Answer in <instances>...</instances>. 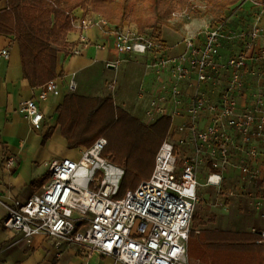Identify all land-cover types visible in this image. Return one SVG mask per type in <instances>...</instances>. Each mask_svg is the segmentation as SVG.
<instances>
[{
    "label": "built area",
    "instance_id": "obj_1",
    "mask_svg": "<svg viewBox=\"0 0 264 264\" xmlns=\"http://www.w3.org/2000/svg\"><path fill=\"white\" fill-rule=\"evenodd\" d=\"M194 1L171 16L190 19L191 12L201 7ZM224 23H204L183 38V51L169 55L151 33L132 25H112L101 16L82 18L81 31L100 26L114 38L119 53L145 56L159 83L145 111L148 120L168 116L179 121L159 146L151 175L122 196H116L117 182L107 174L112 167L102 155L107 140L101 136L81 149L78 159L64 157L50 163L49 179L38 193L5 204L3 226L28 240L35 235L52 238L57 256L65 245L81 249L87 258L97 253L123 264H189L187 243L199 174L204 173L205 186L219 190L229 171L253 184L264 171L258 144L264 145V95H254L253 103L243 109L237 104L245 86L248 53L264 35L263 29L256 17L246 30L225 31ZM80 40L86 43L83 35ZM226 40L240 41L242 48L219 61ZM259 51L263 56L264 48ZM258 52L250 56L252 61H260ZM8 54L7 48L0 49V57ZM224 72L227 79L214 94ZM57 87L54 79L43 84L38 100ZM68 89L74 90L75 83L69 82ZM38 100L20 99L17 105L34 127L43 118ZM13 164L14 157L9 156L5 166ZM243 193L241 186L225 191L228 196ZM260 236L264 238V228Z\"/></svg>",
    "mask_w": 264,
    "mask_h": 264
},
{
    "label": "crops",
    "instance_id": "obj_2",
    "mask_svg": "<svg viewBox=\"0 0 264 264\" xmlns=\"http://www.w3.org/2000/svg\"><path fill=\"white\" fill-rule=\"evenodd\" d=\"M5 7L6 1L0 0V9ZM73 14L75 17L73 30L66 36L68 46L65 50L58 51L56 56L57 76L54 80L57 82V91L50 92L43 100H38L41 86L31 87L22 74L19 48L14 36L0 34V49L7 48L9 52L7 58L0 57V264H123L111 256L97 253H91L87 258L84 257L81 249L65 245L61 247V252L57 256L52 238L35 235L28 240L2 224L6 213L5 204L16 200L23 201L38 193L49 179L50 163L64 157L76 160L81 149L86 147H68L66 138L60 132L57 107L63 103L67 94L110 96L116 106L146 124L153 123L148 120L145 111L159 83L154 80V72L146 66L145 56L119 53L114 38L103 32L100 26L91 25L81 31L78 28L79 21L90 14L84 13L81 8H76ZM91 17L96 19L100 15L92 13ZM260 26L264 33V17L261 18ZM80 35L84 36L86 43L80 40ZM161 39L164 51L170 55H175L185 48L182 39L175 31H164L162 28ZM98 44H102L103 47H98ZM226 44L230 46L229 49L226 48ZM263 47L264 35L255 40L254 49L248 53L249 58L243 69L245 86L237 96L239 109L252 104L254 95L257 94L255 91L263 85V79L255 77L256 62L250 58L254 52H258ZM241 48L240 41L224 42L220 49L219 61H224ZM73 49H77L79 53L73 54ZM133 59H136V62H133ZM108 74L121 79L135 77L137 86L134 95L127 96L120 86L110 85L105 77L103 78ZM226 79V72L218 76L214 94ZM71 81L75 83L74 90L68 89ZM27 98L37 99L43 114L42 120L36 127L31 126L28 119L17 110L19 100ZM178 121V117L171 119L168 132ZM48 130L49 136L44 138ZM258 144L261 164L264 166V145L261 142ZM9 156L14 157V164L6 167L5 161ZM115 181L117 182L116 179ZM258 182L263 183L264 186V171ZM262 228H264V218L258 213L244 217L233 206L231 216L225 219L216 217L215 222L209 226L203 221L202 225L195 228L190 240L199 248L201 241L198 238V231L201 229L252 232ZM188 258H191L194 264H205L193 256ZM253 262L264 264V257L259 254Z\"/></svg>",
    "mask_w": 264,
    "mask_h": 264
},
{
    "label": "trees",
    "instance_id": "obj_3",
    "mask_svg": "<svg viewBox=\"0 0 264 264\" xmlns=\"http://www.w3.org/2000/svg\"><path fill=\"white\" fill-rule=\"evenodd\" d=\"M5 1L6 7L0 9V34L14 36L22 74L31 87H40L56 78L57 52L68 46L66 36L73 30V11L76 8L83 12H97L115 26L129 20L137 25L140 32L151 28L157 35L160 27L167 24L172 10L163 7L167 0H144L145 9L136 8L134 0ZM237 1L208 0L213 20L220 21L223 12ZM57 112L60 132L68 147H89L98 137L106 138L102 155L123 168L117 183V197L151 175L156 152L171 124L168 116L146 124L116 106L110 96L67 94ZM48 136L49 130L44 138ZM202 224L200 217L192 216L187 244L189 257L198 258L205 264H254L253 259L257 255L264 257V238L257 229L252 232L201 229L198 231L201 241L198 248L190 239L195 228Z\"/></svg>",
    "mask_w": 264,
    "mask_h": 264
},
{
    "label": "rangeland",
    "instance_id": "obj_4",
    "mask_svg": "<svg viewBox=\"0 0 264 264\" xmlns=\"http://www.w3.org/2000/svg\"><path fill=\"white\" fill-rule=\"evenodd\" d=\"M194 2L199 3L201 7L196 8L194 11L191 12L190 19H182L172 17L171 13L173 11H181L185 8H188L189 0H167L164 3L163 7L170 8L172 10L167 19V24L162 25L160 27L159 35L155 34L151 28H145L141 32L151 33L152 35L162 40L161 35L163 28L164 31L177 32L178 36L183 41V38L185 36L196 33L204 23L209 22L211 24H214L219 22L213 20L212 8L208 3V0H197ZM134 6L138 9H145V1L134 0ZM84 13L90 14L87 15V17H91L92 13L99 14L94 11H85ZM144 13H146L145 15H147L148 12L146 11ZM255 17L258 18L260 22L261 18L264 17V0H238L234 5L229 6L223 12V16L221 17L220 21H225V31H232L236 29L246 30L250 26L251 19H255ZM122 25H132L138 30L137 25L129 20L124 21ZM228 42L229 41L227 40L225 41V43ZM229 47L230 46L226 44V48L229 49ZM164 53L169 54L166 51H164ZM258 53L259 57L261 58L258 62L254 61L256 62L254 63V65L257 66V69L254 71V74L256 78L259 77L263 79V85L260 86L261 88L255 92L258 95H264V54L263 56H261L262 52L259 51ZM132 61L136 62V59H133ZM104 77L107 82L110 83V85L118 87L120 86V88L124 90L127 96L131 97L134 95L135 88L137 86V80H135V77L122 78L123 80L118 76H109V74L103 76V78ZM100 79H102V77ZM108 89V91H110V88ZM107 161L108 164H110L112 167L111 169L107 170V174L109 176H113L118 183L123 168L117 166L108 158ZM198 179L200 185L197 186V199L194 203L192 216L197 215L204 222H206L208 226L215 222L216 217H219V219H225L226 217L231 216L233 206L237 211L242 213L244 217H251L254 213H258L260 217L264 218L263 183L257 182L253 184L247 181H242L234 171H229V173L226 175V178L223 179L219 190L213 186L204 185V173L199 174ZM237 186L242 187L244 191L242 196H228L227 194H225V191H228L229 189L235 191ZM189 264H194V261L191 258L189 259Z\"/></svg>",
    "mask_w": 264,
    "mask_h": 264
},
{
    "label": "clouds",
    "instance_id": "obj_5",
    "mask_svg": "<svg viewBox=\"0 0 264 264\" xmlns=\"http://www.w3.org/2000/svg\"><path fill=\"white\" fill-rule=\"evenodd\" d=\"M213 179H214V180H218V179H219V177H213Z\"/></svg>",
    "mask_w": 264,
    "mask_h": 264
},
{
    "label": "water",
    "instance_id": "obj_6",
    "mask_svg": "<svg viewBox=\"0 0 264 264\" xmlns=\"http://www.w3.org/2000/svg\"><path fill=\"white\" fill-rule=\"evenodd\" d=\"M79 222L77 221L76 224H78Z\"/></svg>",
    "mask_w": 264,
    "mask_h": 264
}]
</instances>
